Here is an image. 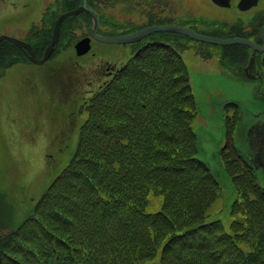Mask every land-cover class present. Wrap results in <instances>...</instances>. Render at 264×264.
Here are the masks:
<instances>
[{"label":"trees","instance_id":"1","mask_svg":"<svg viewBox=\"0 0 264 264\" xmlns=\"http://www.w3.org/2000/svg\"><path fill=\"white\" fill-rule=\"evenodd\" d=\"M89 108L78 151L36 215L0 232V264H264V190L250 171L231 163L232 232L206 223L221 188L197 158L178 55L147 47ZM150 192L162 194L160 212L146 211Z\"/></svg>","mask_w":264,"mask_h":264},{"label":"rangeland","instance_id":"2","mask_svg":"<svg viewBox=\"0 0 264 264\" xmlns=\"http://www.w3.org/2000/svg\"><path fill=\"white\" fill-rule=\"evenodd\" d=\"M117 1L127 8V12L137 1L141 2V7L147 5L146 0ZM196 1L199 4L203 0ZM196 1L190 0L193 4L190 3L189 6L186 1V7L191 14L199 11L194 10V7L200 8L195 5ZM12 2L13 0H6L0 13H5L4 10L8 4L12 5ZM42 4L43 13L47 8L48 11L58 9L57 0H42ZM180 4L183 6L182 0ZM205 6L208 11V7L212 9L209 0L205 1ZM116 9V6L112 9L105 7L104 11L112 16V11L115 14L119 12ZM148 9L160 21L169 19V15H160L167 12L166 9L159 10V15L153 7ZM142 10L143 8H137L132 18L145 23L149 12L146 11L147 17H142ZM179 10L175 9V14L190 16ZM170 12L173 15V12ZM10 13L0 15V34L21 37L22 30L19 33L18 25L24 26L25 31L29 32L33 24L42 22L40 11L36 14L29 12L27 19L20 16L11 17ZM119 16L124 17L121 12ZM114 17L119 19L117 15ZM206 18L214 17L201 16L203 20H208ZM196 26L204 28L203 24ZM84 33L83 29H78L77 38ZM96 43L97 55L80 57V66L75 58H71V55H75L72 49L63 50L61 45L63 52L49 63L38 66L19 62L4 71L0 80V192L4 193L7 202L1 204L0 211L5 210L8 203L10 212L7 219L3 213L0 227L9 222V229L18 228L34 211L48 186L75 156L82 132L81 126L90 112L85 105V100L90 95L86 89L97 87L100 83L95 84L99 79L96 74L101 64L106 61L119 66L132 56L131 44ZM188 43L175 41L182 49H185ZM189 45L195 49L200 47L196 43ZM194 48L182 53L190 69L192 90L198 107L194 129L200 141L207 139L224 145L227 131L225 117L228 113L225 103L238 101L242 105V117L238 122L234 140L237 146L248 150V124L260 116L264 117V67L261 69V79L249 78L245 72L232 76L221 69L219 53H216L217 58L203 59ZM189 108L188 106L187 110ZM257 176L264 187V170L257 171ZM236 198L233 183L223 169L222 196L213 205L209 220L219 218L227 229H230L231 206ZM162 203L163 196L151 194L146 211L156 212L161 209Z\"/></svg>","mask_w":264,"mask_h":264},{"label":"water","instance_id":"3","mask_svg":"<svg viewBox=\"0 0 264 264\" xmlns=\"http://www.w3.org/2000/svg\"><path fill=\"white\" fill-rule=\"evenodd\" d=\"M86 8L89 9L87 6H85V8H81L80 10L74 11L73 13L79 12V11L84 10ZM89 10L91 12H93V10H91V9H89ZM68 14H70V13H68ZM65 16L66 15H63L59 19V23L56 26V33H55L54 40H53V42L51 44V47L47 50V53H46V56H45L44 60H46L48 58L49 54L54 49V44H55V42L58 39L59 24H60V21L62 20V18L65 17ZM97 23H98V19H97ZM163 29L164 30L177 31V32L183 33L185 35H189V36H191L193 38L200 39V40H205V41L212 42V43L231 44V43L242 42V43H245V44L253 47L255 50H258V51H263L264 50V46H259V45L255 44L254 42H252L250 40H245V39H240V38H238V39L237 38H234V39L215 38V37H210V36H206V35H203V34H199V33L195 32L192 29H188V28H185V27H178V26L154 27V28H150V29H148L146 31H143V32L139 33L138 35H144L145 33L149 32L151 30H163ZM262 32H263L262 36H263V39H264V27H263V31ZM94 35L98 39H101L102 41H108V42H112V41H116L117 42V41H122V40L129 41V40H132V38L134 37V36H130V37H126V38H123V37H101V36H99L96 33V31H94ZM11 39L16 44H18L20 46H27V44H25L24 42H22L20 40L13 39V38H11ZM85 42H81V43L78 44V48H79V53L80 54L86 52L89 49V46L86 44L87 42L86 43ZM44 60H42V61H44ZM203 146H204V151L207 154L208 159H209V165L213 169L214 173L218 176V174H219V166H218V162H217V145L204 144Z\"/></svg>","mask_w":264,"mask_h":264},{"label":"flooded vegetation","instance_id":"4","mask_svg":"<svg viewBox=\"0 0 264 264\" xmlns=\"http://www.w3.org/2000/svg\"><path fill=\"white\" fill-rule=\"evenodd\" d=\"M92 1H95V0H92ZM235 1V4L237 5L238 3H239V1L240 0H234ZM261 1V0H260ZM159 2L160 1H158V0H154V4H153V8H154V10H155V12L157 13V15H159L160 14V12H159V10H161V7H160V4H159ZM260 3V2H259ZM162 5H163V8H162V10H164V9H169V11H167V12H164V13H162V14H160V15H163V14H165V15H169V19H167V20H165V19H163V20H165V21H172V20H175L176 19V17L175 16H173L172 14H171V12H170V9H171V5H168V6H166L164 3H162ZM264 11V9L261 11V12H263ZM148 19H153V20H158L159 18L158 17H154V13H152L151 12V10H148ZM186 20V19H185ZM184 25H188V24H184Z\"/></svg>","mask_w":264,"mask_h":264}]
</instances>
